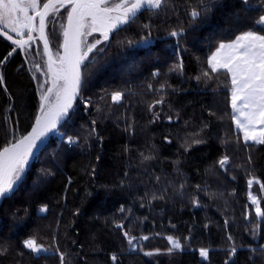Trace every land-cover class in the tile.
I'll return each mask as SVG.
<instances>
[{"label":"trees","instance_id":"1","mask_svg":"<svg viewBox=\"0 0 264 264\" xmlns=\"http://www.w3.org/2000/svg\"><path fill=\"white\" fill-rule=\"evenodd\" d=\"M69 7L47 17L52 50L62 44ZM260 16L264 0H168L107 41L89 35L88 44L101 43L85 60L78 103L0 204V264H60L56 248L65 264H264V217L251 202L253 193L264 210V144L244 141L231 74L209 63L221 43L246 31L264 35ZM32 36L29 50L0 35V150L39 117L48 63L39 34ZM125 231L148 239L133 248ZM29 238L49 252L32 253Z\"/></svg>","mask_w":264,"mask_h":264},{"label":"snow or ice","instance_id":"2","mask_svg":"<svg viewBox=\"0 0 264 264\" xmlns=\"http://www.w3.org/2000/svg\"><path fill=\"white\" fill-rule=\"evenodd\" d=\"M203 0H201V3ZM244 4L248 0H243ZM168 0H119V2L109 3V0H47L41 5L40 0H28L22 3V0H0V35H4L14 45L19 48H25L29 41L33 40L32 32L39 31L40 38L44 40L45 51L49 50L48 40L45 36V19L50 12H59L60 8L71 5L70 10L66 14V24L62 25L63 36L65 41L63 44L64 55L60 56L59 69L53 70L54 61L49 56L48 67L52 71V86L49 88L42 100L49 104L48 110L43 112L42 117L36 120L35 127L32 131L15 142L10 141L0 150V197H5L13 191V185L20 179L24 171L28 159L32 156V150L37 147V141L40 140L47 132L55 129L61 122L62 118H68L69 109L75 97L79 94L81 87L80 66L88 54L91 53L101 40L97 38L93 43L88 44L86 48H81V37L91 35L93 32H99L103 36V40H109V33L120 24H129L134 22L138 13L147 8L162 9L166 7ZM29 9L34 15H29ZM209 6H205L203 11H208ZM22 13L23 15H18ZM190 15L193 19L200 15L199 6L191 9ZM39 17V28L36 27V19ZM257 24L264 25V16H260ZM147 27V26H145ZM4 29H10L15 32L20 39H14L12 35ZM27 29L28 36L24 39ZM85 29H88L86 32ZM264 31V27L259 29ZM174 37L182 35V31H172L170 33ZM71 37V47L69 44ZM128 43H131L130 41ZM229 50L227 56L222 57L221 52L224 49ZM15 51V49H13ZM102 51V49H101ZM12 53H9V56ZM3 61H0L2 65ZM213 71L220 68L225 69L231 74V83L233 85L231 93V108L237 116L233 119L237 128L243 130L244 141H254L258 144H264V129H260L257 134L255 125L264 124V35H257L255 31H246L242 35L236 37L233 43H221L209 60ZM182 67L181 65L177 66ZM205 76L208 73H204ZM3 82V76L0 75V83ZM53 89L56 90L54 103L50 101L53 95ZM6 90V89H5ZM123 93L116 91L111 93L113 102L121 101ZM163 100L157 101L162 103ZM87 103V102H86ZM99 110V109H98ZM240 117H244L243 120ZM93 123H95L93 121ZM67 143H77L74 136H67ZM193 144L202 143L199 139H193ZM229 158L225 156L219 161L221 167L228 164ZM253 180H249L251 186ZM264 189V184L261 185ZM253 204H257V200L253 198ZM42 212L47 211L46 206L41 208ZM123 211V209H121ZM255 214L264 217V210L259 206L255 208ZM123 228V225H117ZM128 243L133 248L134 241L147 240V236L137 238L129 232H124ZM229 239L231 237L229 236ZM173 248L181 249V243L168 237ZM24 246L32 253L41 255L49 252V248L43 244H39L36 238H29L24 241ZM59 256L60 264H65V254L55 249ZM171 251V249H169ZM233 254L235 248L232 249ZM151 255V253H145ZM200 255L207 258L208 250L200 249ZM116 261V256L112 257Z\"/></svg>","mask_w":264,"mask_h":264},{"label":"water","instance_id":"3","mask_svg":"<svg viewBox=\"0 0 264 264\" xmlns=\"http://www.w3.org/2000/svg\"><path fill=\"white\" fill-rule=\"evenodd\" d=\"M110 1H113V0H109ZM71 7V5H70ZM70 7H69V10H70ZM68 10V11H69ZM148 10L147 8L141 10L137 16H139L141 13H143L144 11ZM48 17V16H47ZM47 17L45 19V36L47 37V40H48V35H47V28H46V22H47ZM66 24V22H65ZM127 24H120L118 25L115 29H113L110 33H109V38H111V34L114 33L115 31L117 30H120L122 29L124 26H126ZM69 39V44H70V47H71V37L68 38ZM81 41H82V37L80 38ZM42 43H43V46H44V40L41 39ZM64 41H65V37H64ZM64 44V42H63ZM48 46H49V50L48 51H45L46 53V56H47V60L49 61V56L51 55V50H50V45H49V40H48ZM81 48H83L82 46V43H81ZM45 50V48H44ZM62 54L64 55V47L62 49ZM51 58H52V55H51ZM53 60V58H52ZM86 60V59H85ZM85 60L83 61V63L81 64L80 66V72H81V87H80V90H79V94L75 97L73 103H72V107L69 109V114H68V117L69 115L71 114V112L73 111L74 107L76 106V104L78 103V100L82 94V91H83V87H84V78H85V73H84V63H85ZM41 118V117H40ZM39 119V118H38ZM68 118H62L61 119V122L57 125V127L49 132L46 133L45 136H43L40 140L37 141V147L34 148L32 150V156L29 157L28 159V163L25 165L24 167V171L23 173L21 174L20 176V179L15 183V185L13 186V191L10 193V194H7L5 197H0V204L1 202L12 196L16 191L17 189L19 188V186L22 184V182L25 180L27 174H28V171L32 165V163L34 162V160L41 154V152L44 150V148L47 146V144L49 143V141L52 139V137L61 129V127L64 125V123L67 121ZM36 124V122H35ZM35 124L33 127H35ZM33 127L31 128V130L25 134L24 136L28 135Z\"/></svg>","mask_w":264,"mask_h":264},{"label":"rangeland","instance_id":"4","mask_svg":"<svg viewBox=\"0 0 264 264\" xmlns=\"http://www.w3.org/2000/svg\"><path fill=\"white\" fill-rule=\"evenodd\" d=\"M28 2V0H25V1H22V3H27ZM41 3V2H40ZM111 3H114V2H110V4ZM42 5V4H41ZM51 13V12H50ZM18 15H23L22 13H18ZM29 15H34V12L31 10V9H29ZM35 24H36V27H37V29L39 28V17H37V19H36V22H35ZM48 27V22H46V28ZM8 33H10L12 36L14 35L15 37H17L18 39H20V37H18V36H16V34H15V32H12L10 29H5ZM85 31L87 32L88 31V29H85ZM24 32H25V35H24V39H27V36H28V31H27V29H25L24 30ZM34 33H38L39 34V36H40V33H39V31L37 30V31H35V32H32L31 33V35H33ZM89 35H85V36H83L82 38H83V48H86L87 47V45H88V43H87V37H88ZM49 40V39H48ZM42 42V41H41ZM63 42H64V36H63V40H62V44L59 46V47H57V48H54L53 50L50 48V50H51V55H52V58H53V61H54V63H53V70H56V69H59L60 67H61V65H60V60H59V58H60V56H63V54H62V49H63ZM42 45H43V43H42ZM50 45V44H49ZM26 47L29 49V50H31V48H32V45L31 44H28V45H26ZM43 48H44V46H43ZM90 55V53L88 54V56ZM47 57V56H46ZM88 58V57H87ZM47 63H48V60H47ZM37 71H39L40 72V68H39V66L37 65V64H35V67H34ZM43 77H44V81H43V84H42V86H41V91H40V101H41V105H40V113H39V117L38 118H40V117H42V110H43V112H46L47 110H48V107H49V104L48 103H46L45 101H43L42 100V96L43 95H45L46 94V92H47V90L49 89V88H51V86H52V71L49 69V67H48V73L45 75V74H43ZM55 94H56V90L55 89H53V95H52V97H50V101L51 102H53L54 103V99H55ZM238 114L237 113H234V116H237ZM240 119L241 120H243L244 119V117H240ZM235 124H236V122H235ZM255 127H256V129H257V134H259V131H260V129H264V124H257V125H255ZM239 129V128H238ZM241 130V129H240ZM59 132V131H58ZM57 132V133H58ZM241 132H242V134H243V136H244V133H243V130H241ZM56 133V134H57ZM249 142H254V141H252V140H249ZM18 181V180H17ZM16 181V182H17ZM15 182V183H16ZM15 185V184H14ZM13 185V186H14ZM253 198H255L256 200H257V204H253L254 206H255V208L257 207V206H259L260 208H261V206H260V200L253 194V193H251V202H252V200H253Z\"/></svg>","mask_w":264,"mask_h":264},{"label":"crops","instance_id":"5","mask_svg":"<svg viewBox=\"0 0 264 264\" xmlns=\"http://www.w3.org/2000/svg\"><path fill=\"white\" fill-rule=\"evenodd\" d=\"M234 42V41H233ZM231 42V43H233ZM230 44V43H229ZM229 54V50L226 48L224 49L222 52H221V56L224 57V56H227ZM211 65V64H210ZM212 67V66H211ZM220 69H223V68H220Z\"/></svg>","mask_w":264,"mask_h":264},{"label":"flooded vegetation","instance_id":"6","mask_svg":"<svg viewBox=\"0 0 264 264\" xmlns=\"http://www.w3.org/2000/svg\"><path fill=\"white\" fill-rule=\"evenodd\" d=\"M22 1H25V0H22Z\"/></svg>","mask_w":264,"mask_h":264}]
</instances>
